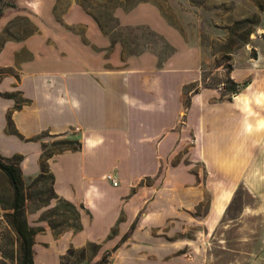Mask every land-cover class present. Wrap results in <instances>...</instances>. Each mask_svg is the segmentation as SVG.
I'll list each match as a JSON object with an SVG mask.
<instances>
[{
	"label": "crops",
	"instance_id": "obj_1",
	"mask_svg": "<svg viewBox=\"0 0 264 264\" xmlns=\"http://www.w3.org/2000/svg\"><path fill=\"white\" fill-rule=\"evenodd\" d=\"M122 20L147 24L175 52L162 64L151 53L123 62L120 49L108 47L109 38L78 6L69 7L61 22L84 23V33L51 19V31L36 22L37 32L0 49V67L12 70L0 77V155H20L21 177H32L40 173L45 134L80 142L78 150L54 154L47 164L53 193L82 206L81 228L57 237L47 228L35 234L37 264H55L66 247L89 243L111 251L105 264H188L187 241L154 233L214 224L219 200L230 198L237 182H263L261 51L254 49L256 56L241 64L233 57L229 78L240 89L229 97L225 87L202 85V49L186 44L153 5L139 4ZM186 86L195 89L184 107ZM14 93L24 100L20 106ZM195 165L217 189L203 215L196 213L204 181L191 169ZM237 169L244 172L239 181Z\"/></svg>",
	"mask_w": 264,
	"mask_h": 264
},
{
	"label": "rangeland",
	"instance_id": "obj_2",
	"mask_svg": "<svg viewBox=\"0 0 264 264\" xmlns=\"http://www.w3.org/2000/svg\"><path fill=\"white\" fill-rule=\"evenodd\" d=\"M143 3L153 5L186 44L202 49L205 57L201 67L203 86L220 88L223 85V94L230 97L234 93L227 88L230 79L228 72L233 57L237 64H241L246 57L253 59L256 56L254 49L257 48L264 56V0H1L0 49L6 42L17 41L37 32L36 22L44 32L51 31V19L62 23L61 17L65 11L78 6L109 38L108 47L120 49L123 62L127 63L129 57L134 55L151 53L162 64L169 57L170 48L154 32L161 34L147 24L125 23L122 20ZM62 25L78 34L86 31L84 23ZM11 72V69L0 67V77ZM194 89L193 86L183 89L184 107L188 103L189 93ZM239 89L240 86H237L235 93ZM13 96L17 106L24 102L18 94L14 93ZM44 138H49L42 144L44 173L22 178L23 210L30 226L47 228L57 237L65 231L75 232L73 227L78 225L76 211L79 206L74 205V209L55 197L47 160L54 154L68 150L72 144L67 140L75 138L50 134H45ZM181 156L183 153L173 162ZM191 169L199 171L198 180L204 181L201 185L204 198L196 211L203 215L210 206L213 191L217 189L213 188L211 177L205 180L207 174L204 168L195 165ZM243 175V170L237 169L235 180H242ZM247 186L237 182L230 198L219 200L218 208L222 212L216 223L203 226L188 224L184 226L185 230L176 232L166 228L156 231L155 237L187 241L190 245L187 250L192 254L187 255L188 264H264V178L262 183ZM12 202V184L0 170V205L3 209L0 214V264H20V240L10 223V217L6 215L12 212ZM50 224L55 227L54 230ZM57 231L61 233L55 234ZM115 233L116 230L111 232ZM44 245L49 248L47 243ZM48 252H51V248ZM61 252L63 256L55 264H105L100 263L101 259L109 260L111 254L110 250L101 252L100 244L93 243L82 248L66 247ZM32 253L33 264L35 261L37 264L39 252L32 249ZM193 255L198 259L194 257L192 262Z\"/></svg>",
	"mask_w": 264,
	"mask_h": 264
},
{
	"label": "trees",
	"instance_id": "obj_3",
	"mask_svg": "<svg viewBox=\"0 0 264 264\" xmlns=\"http://www.w3.org/2000/svg\"><path fill=\"white\" fill-rule=\"evenodd\" d=\"M1 2V0H0ZM0 16H1V9H0ZM154 35L160 37L162 39L164 45L168 48H170V53L168 56H170L174 52V48L164 40V38L155 33ZM167 56V57H168ZM231 70V67L229 68V72ZM228 72V73H229ZM229 85L227 88L230 90L231 93L236 92V84L231 81V79L228 80ZM18 106H20L18 104ZM67 142L69 144H72V146L68 147V150H78L80 147V142L77 139H68ZM49 156H47L48 158ZM21 159L20 155H14L11 158H4L0 155V170L8 177L10 180L12 187H13V202L11 206V213H6L7 216L10 217V223L13 226V229L15 233L17 234L19 240H20V264H33V253H32V246L34 243V236L38 232H41L44 230L43 227H33L30 226L26 218L24 216V193L22 190V177H21V170L18 166V162ZM41 172L40 175L44 173V167L45 163L43 162V157L41 155ZM52 176V175H51ZM55 197L58 199V201L64 203L67 206H70L75 209L74 204H72L69 201H66L64 199L58 198L56 195ZM82 206H79V209L77 212V221L78 225L73 227V231H78L81 228L80 221H79V211ZM51 229L54 230V226L50 224ZM61 231H57L55 234H59ZM107 258V257H106ZM106 259H101L100 263H106Z\"/></svg>",
	"mask_w": 264,
	"mask_h": 264
},
{
	"label": "built area",
	"instance_id": "obj_4",
	"mask_svg": "<svg viewBox=\"0 0 264 264\" xmlns=\"http://www.w3.org/2000/svg\"><path fill=\"white\" fill-rule=\"evenodd\" d=\"M222 86L223 85H220V88H224ZM105 179L108 180L111 183V185H113V186L118 185V179L112 173H107L105 175Z\"/></svg>",
	"mask_w": 264,
	"mask_h": 264
}]
</instances>
